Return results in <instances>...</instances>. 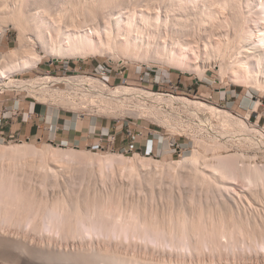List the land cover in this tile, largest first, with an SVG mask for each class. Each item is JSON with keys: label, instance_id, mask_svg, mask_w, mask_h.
<instances>
[{"label": "rangeland", "instance_id": "rangeland-1", "mask_svg": "<svg viewBox=\"0 0 264 264\" xmlns=\"http://www.w3.org/2000/svg\"><path fill=\"white\" fill-rule=\"evenodd\" d=\"M152 1H150V3H151L150 6L152 5ZM246 1L241 0V1H239V3L237 2L238 4L236 3L239 8L241 7L240 8L241 11H239L240 10L239 8H237V11H238L240 17L241 16L244 17V15H245V18L248 17V19H249V17H250V19H251V15L253 17L255 16L254 13L252 14L253 11L250 14V12H248V10H243L244 8L248 9L246 6H244L247 3ZM155 2H158V4L160 3V1H157V0ZM162 2H167V0H161V3ZM240 2H241V5H240ZM242 3H244V4L242 5ZM154 4H155V6H154ZM158 4L153 3V6H151V8L152 7L156 8V5H157V8H159ZM160 6L162 7L164 5L161 4ZM258 8H262L261 5L260 6L258 5V7L256 5V8H255L256 10H254V12L258 11V13H259V11H261V10ZM158 11L159 10L157 9V12ZM249 11H251V10H249ZM242 12L243 13L245 12L246 14L245 13L243 14ZM247 14H249L250 16L249 15L247 16ZM80 19H83V18H81L80 16L77 17V19L75 18V20H77L76 24H78V26L76 25V28H71L73 30L72 32L75 31L74 34L78 35L79 33H81V31H80L81 29H78V30H76V29L78 27L81 28L82 26H84V29L86 27H88L90 29L89 30L87 28V29H85V31L86 32L88 31V33L90 32V34H91V32H92L91 27L92 26H85V24H83V20H80ZM79 20H80V22H79ZM252 20L254 21V19H252ZM252 20L250 21V26L252 25L251 26V27H253L252 29L255 30V28H256L255 26H257V25L255 23L253 24ZM216 21L218 22V20H214L213 23H215V24L212 25L214 28L208 27L209 30L207 28V29H203L202 31H199V32H197V30L195 31V29H194V31L190 32V34H192V35H188L189 37L183 36L184 38H182V40L183 39H186V40L192 39V40H190V41H192V44L199 46L198 43L200 42L201 37L204 35L203 34L204 30L208 31V34H213V33H216L218 31V29H220L219 26L217 25ZM169 26H172V24H170ZM169 26H168V28L170 29L171 27H169ZM172 28H176V27L172 26ZM211 28L213 29L212 32H210L212 30ZM169 29H167L166 32L164 30L163 36H166V34H167V37H168L170 33H171V36H174L173 34H176L177 37L179 36V32H178L179 27H177L175 32H174V29L173 30H171V29L169 30ZM224 29L227 30L226 28H224ZM225 30L220 29V31H218V32H222V31L224 32ZM168 32H169V34H168ZM162 33H163V31H162ZM193 33L196 35L198 33L197 36H200V37H195L196 35L194 36ZM201 34H202V36H201ZM93 36H95V39H96L95 41H99L98 40L99 38L96 37L97 36L96 34ZM62 37L63 36H60L61 39L60 38L59 39L64 40V38L62 39ZM18 38H19L18 37V31L15 28H13V29L10 28L7 32L4 33V35L0 32V57H1V55L2 56L8 55V53H10L12 50H14L18 47V45H19ZM193 39H195V40H193ZM210 47L211 46H208L205 50L206 52L208 50L207 54L203 50L204 55L200 59L201 61L198 60V58L195 56V54H191L190 56H192V57L191 58L189 57V59H191L189 61L191 62L192 66L193 65H199L202 68H206V73H205L206 75L203 78H199V76L197 74H195L194 72L186 71L187 68L183 69L180 67L181 69H179L177 66H176L177 67L176 68L175 66H172L170 64H165V63L160 64L158 62L156 63V62H152L150 60H146V61L143 60L144 61L143 62L142 59L134 58L133 56H132V58H130L131 55L130 56L129 55L128 56L127 55L122 56V55L118 54L119 52L117 53L118 56L116 58L113 57V53L110 54V52L109 53L105 52L104 53L105 55L89 53V54H86V56L83 59L76 58V57H72L70 59H53L52 56H50V54H47V56L44 58L43 62L38 66V68L28 70V71H24V72H20V73H15L12 76H13V80H18V81L19 80H24V81L27 80L28 81V80H32V79L36 80L37 78L45 77L48 74L59 76V77H66L65 76V68L67 66H69L72 71H77V73L82 74V73L92 72L98 66L103 65V64H108V63L110 64L111 63L112 65H118V64L122 63L123 64L122 71L125 73V76L128 79H130L128 86L132 85L134 87H143L145 89L148 88L154 92L173 94L176 96H185V97H188L192 100H198V101H202L204 103L206 102V103L210 104L212 107H216V108L218 107L221 110H224V111L226 110V112L232 113L235 117H238V119L248 123L247 126L242 121H241L242 124L239 121V123L237 122L239 124V125L237 124L238 126L235 125L236 123L234 124L238 128H234L235 130H233V128L230 129L229 127L230 126L235 127V126H233L234 121L230 120L232 122V125H230L228 123L229 120L225 119L224 117H223V119L220 118L222 116H218L219 114H215V115H217L218 118H220V119H217L216 116L212 115L213 116L212 117L210 115V113H208V112H204V113L200 112L201 114L200 113L198 114V113L192 112L193 110L186 109L185 107L180 106L179 104H173L172 105V104H163L162 103L161 105H159L160 103L154 104V103H151V101L150 102H144L143 99H140L138 97H129V96H123V97L118 96V97H116V96H112L114 99H116V98L117 99H116V101L111 99V101H112L111 103H117V104L125 105V108L126 107L127 108H126V111L123 110V112L125 111L126 113H123L121 110L119 111V109L117 108V109L110 110V111H104L100 115L98 113H88L86 111H83V112L82 111H76L77 109H74L72 111V110L66 108V110H65L64 106L56 104V105H52V107H54L55 109H58V110H62V111L64 110L63 112L70 113V114L75 115L76 117H80V118H88V119L89 118H97L99 120L104 119L107 121H111L112 124H118V123L121 124L122 122L132 121V122H135L137 124L138 128H140V129L150 128L154 131H158L166 139L165 142L162 140H161V142H159L158 140L155 139L154 150H153L151 155H146V153L141 154L138 152L133 153V154H125L122 151V146L120 145V143L113 150H108V149L102 150L96 146L97 143L94 145H88V146L83 145L80 148H78L79 150H82L85 152L91 151V154H94V155L99 156V157L104 155V154H107V153L120 154V155H124L128 159L129 158L133 159L136 156V154H139V155L143 156L144 158H148V159L149 158L160 159L164 162H170V161L175 162L176 161V162H179L180 165L178 167H175V169L165 168L164 170H162L163 172L161 171V174H159V175H158V173L160 170H158V169H151V170L148 169L150 172V174H149L147 172L148 170H145L146 168L142 169L143 165H141L142 167L137 166L136 168L138 170L136 169L137 172L135 170V172L133 173L135 177H133L132 175L129 174V171L124 168L125 164H123L124 166L122 164H120V165L117 164L114 167H112V166L110 168L106 167L105 169H107V170L104 171V169H101V166L97 162L91 163V161L88 159V157H81L80 159L75 160V161H65V160L63 161L62 159L61 160L60 159H54L52 156L50 157L51 154H49V155L47 154L48 156L45 155L46 157H48V160H47V158L42 153H40V154H35L32 156L25 155V156H18V157L15 156V157H11V158L2 157L0 159V170H2V171H0V172H3V170H4L5 173H0V174L2 176L8 177L9 181L13 180V178H14V180H16V178H17L18 181L19 180L21 181L19 184V182L17 180L16 181L18 183L16 181L14 182V180H13V182L17 185H15L13 182H11V183L9 182L10 185L8 183V186H6L7 189L5 190L7 192V194H9V192H12V191L14 193L15 189H17V187H18L20 189H17V190L20 192V190L22 189L21 192H23V194L26 196H28V193H29V196L35 195V197L37 199V197H38L37 195H39L40 199L39 198L38 199L40 202L38 201L39 203L37 202V204H41V203L43 204L44 203V205L46 204V206H47L49 203L50 207H52L54 205L53 203L56 204V202L61 200L60 198H63V200L60 201V202H62V204L66 203V201H67L66 198L69 195H72L71 200L67 201V203L70 205L73 202L74 203L77 202L79 200V198H80V200H82V198L85 197V195H86V197L84 199L87 200L89 194H91L90 198H88V200L90 199V202H88V200H87V202H88L87 203L86 200H84L86 203L83 201L84 203L82 202L81 205L85 208L86 204L93 203V202L96 203L97 200H98V202L96 204L93 203V205L89 204L88 205L89 209H87L88 206L85 208L86 209L85 210L86 216L89 217V218H87L85 216L86 217L85 220L90 219L91 217L94 219V217L96 215L97 216L99 215L100 219H102L105 217L104 213H106L107 220L109 218L108 216H110V218L112 220H114V218L116 219V222L114 221L115 223H117V222L121 223L122 219L124 221H128L130 219V218L128 219V216L129 217H131V215L137 216L136 213H134V214L132 213L133 212L132 210H134V208H136L134 210V212L138 213L139 216L137 218H139L140 216H147V218H148L147 219L144 217V219H143V217H140L141 221H145L146 219H147L146 221H148L154 217L153 221L150 220L148 222L149 223H152V222L155 223V222H157V218H160L161 221L158 219L160 222H157V223H159L160 225L166 223V225H162L161 228L164 229L163 226L167 227V229L165 228V230L166 231L168 230L167 233H169L170 236L173 235L174 233L176 235L175 231H177V230L174 231L172 229L173 232L172 231L170 232L172 225H173V224L171 226L169 225L170 220L173 219L174 216L176 218V216L179 215V213L180 214L183 213L182 211L187 212V213H185V214L183 213V214L186 215L188 217V219H189V217L191 219L192 216H195L196 219H198V217L196 216L197 215L196 213L199 209L198 213H200L201 211L202 212L198 216H202V214L205 213V217L204 216H202V217H204L207 221L204 218H200L202 220L200 221V219H198L197 221H200L202 223V221L205 220L207 223L205 221L203 223L208 224L209 227H210V223H212L211 221H213V222L215 221L214 224H212V225L216 226L215 225V223H217L216 221H219L218 219L223 221L224 218L222 219V217L225 216L223 223H221L222 221L218 222V226H219V223H220V226H221V224L225 225V227H224V228H226L225 229V235L223 234V236H222L223 227L220 228L222 233H220L219 235L214 232L215 234L218 235V237L221 235L219 237L220 239L217 236H215L214 233L213 234L211 233V236L213 235L212 239L215 240L216 237L218 238L217 242L215 241L216 248H214L215 244H214V241L212 239H211V241H213V243L211 244L210 243L211 241H209V240H208L209 242L207 240L204 241V239H206V238L203 239L202 238L203 236L200 234H195V235H200L202 237L198 236L197 238H195L194 237L195 235L191 236V234L187 235V233H186L187 236H189V237L191 236V237L186 238V235L184 234V236H185L184 238H186L185 242H183L184 240H182V242L185 245V243L188 239L191 240V238L193 237L194 239L191 240V242L195 243V242H197V240L196 241H194V240L198 239L200 237V240L201 239H203V240H201V241L198 240V245L195 243L198 246L199 250L195 251L194 246H196V245H194L190 242L192 244L191 246L194 248V250H191L193 252L189 251L188 248H187L188 249L187 251L182 250V252L180 251L181 249L179 248L180 250L178 249V251H180V252H178V251H175V250H177L176 248H175V250H172V248L175 245L173 246L170 243L171 241L169 239H168L169 240V242H168L167 238L169 236L167 235V233H164V232H163L164 234L161 233L164 235V238H165L164 243L165 244H167V242L169 243V244H167L168 247H167V245L165 246L166 248H163V246H162V245H164L163 243H160L161 247H159L160 245L158 243L157 244L159 246H157V244L154 243L155 240H154V242L151 241V240H153L152 238L148 239L149 241L145 240V242H144V241H142V240H144L142 238H141V240L138 239V241H137V238H133V237L132 238L135 240L131 239L129 241L130 238L129 239L125 238L123 240L124 242H122V243L118 242L119 240L117 241L115 239V237H114L115 243L111 240H107V241H110L109 243L113 242L110 244V245L114 246V248H113V246H110L109 243H107V242L103 243L104 240L102 238L104 237V235H102L101 236L102 238L100 237V239H99V240H101V239L103 240V241H101V243L98 239L91 242V241H89L88 237H87V239H88L87 241L85 240L82 242V240H84V239L81 240L80 238H78V237H80V235H78L79 232H76L78 237L76 236V234L74 232V235L77 238H74V240H73V239H68L69 237L67 238V236H65V238H64V236L60 237V236H58L59 235L58 233H56V234L54 233L55 236H53V233L51 231H48L49 228L46 229L45 227H44V230H46L45 233L43 234V232H41L42 234L39 233L40 235L39 234L37 235V233H38L37 231H35L36 234L32 233L33 230L31 231L29 226H28V228L31 232L30 231L26 232L25 230H27L28 228L27 229H26V227L23 228L24 227L23 225H21L22 227L21 226L20 227L25 229V230L22 229L23 230L22 231L19 229V227L17 230V225H20V224H17L16 226L10 225L11 223H7L10 226H7L6 223L1 224V222H3L2 220L4 218L6 219V217L2 215V213H4V211H2V209H7L8 206L10 205L11 201L13 200V198L15 199V195L13 196L12 193H11V195L10 194L7 195V197H5L6 199L3 197L4 202L2 201V204L0 202V209L2 211L0 214L3 218L2 220L0 218V220H1L0 221V224H1L0 225V233L4 229L3 233H5L7 231L6 234L7 233L9 235L13 234L12 236H14V237L16 236V238L19 237V239H20V237L22 235L23 239H21V240L24 241L25 239H27L28 241H26V242H28V243L30 242L29 244H32V245L37 244L38 246L44 247V248L45 247L48 248L50 246L49 248L52 247L53 249H56V250H65L67 248H68L67 250L75 249L74 251H78L79 248H81L80 250H85V249L87 250V248L89 250H91L90 248H93V245L95 242L94 247L97 244L99 246L101 244L104 245V246L102 245V248H101V246L100 247L97 246L98 249L99 248L103 249V247L105 249L106 247H109V249L108 248L107 249L108 250H110V248H111V250L114 249L113 252H120L119 254H123L124 256H129V257L130 256L131 257L134 256L136 258L139 257L140 259L142 258V260L144 258V260H148L150 262L153 261V263L159 262V261H160L159 263H162V262L163 263H165V262L169 263V261H170V263L175 264V262L178 261L176 264H179L181 262L182 263L184 262V264H188V263L189 264H194V263L195 264H198V263H200V264H264V246H262L264 244L261 245L259 243L262 246V247L261 246L259 247L257 245V241L254 242L255 240L254 241L252 240V242H251V240H248V238L250 239L252 237L251 234H250L251 236L249 235V232H253L256 229V228L253 229L254 226L257 227L256 225H258V227H259L261 225V227H262L263 223H264L263 222L264 221V170H263L264 169V89L258 90L255 88H247V87L236 85L233 82V78L231 76L232 72H230V71H228V73H227V75L229 77L226 75H225V77L222 76L220 74L221 72H220V68H219V65H220L219 63L222 62L223 60H220L219 56L213 55L214 53L211 51ZM36 51L39 52L43 56L46 55L45 51L42 50L41 48H36ZM210 53L212 54V56ZM213 56H215V57H213ZM207 57H209L210 59ZM228 58L229 57H227V59ZM233 58H231V59L233 60ZM206 59H207V61H206ZM217 59H219V60L217 61ZM231 59L229 58L228 59L229 61L227 60L228 62L226 60L222 62V64L223 63L225 64V65H223L225 68L230 67L229 64L232 66V64H231L232 60ZM202 60L206 61V62H203ZM211 60H213V61H211ZM197 61H198V63H197ZM214 62L215 63L217 62L216 63L217 65ZM225 62L227 63L228 67H226ZM232 68H233V66L231 67V69ZM140 70H142L144 72V74L146 72H148L150 74L148 76L151 79L150 86H149V84H140L139 83L138 72ZM72 73H75V72H72ZM68 75H69V73H68ZM119 84H124V83H122V81L119 79H117L115 81L114 80L110 81V85L112 87H116ZM20 86L9 89L7 91H4L5 92L4 94L13 95V96L17 97L18 99H23V100H26L29 102L45 104V106H49V107L51 106L50 102L43 103L41 100L37 99L35 96H32L29 93L30 88L28 85H26V86L23 85L21 87ZM56 87H60L62 90L67 89V86L65 84H59ZM12 91H14V92H12ZM126 97H129V98H126ZM119 98L122 100L121 102H119ZM131 98H134L135 100H133V99L131 100ZM123 99H125V100H123ZM257 100L261 102V104L258 108L256 106ZM139 101H141V102H139ZM69 107L75 108L76 106L73 105V107L72 106H69ZM135 107H136V109H134ZM125 108L123 107V109H125ZM74 111H76V112H74ZM249 111L252 112L250 119L248 118ZM108 112H110V114ZM121 112H122V114H121ZM105 113H107V114H105ZM153 114H155V115H153ZM223 120L227 121L229 126H227L226 122H224ZM240 125L241 126L243 125V127L247 128V129L250 128V129H248L249 134L247 132L248 130L245 128L244 129L247 131L244 133L243 132L244 129L241 128ZM246 134L248 136H246ZM249 136L251 138L255 139V140L252 139L254 141V143H252L250 141L251 138ZM211 139H213V140H211ZM206 140L209 142V143L207 142L206 144L210 145L211 147H209L205 144ZM198 141H202L207 147H209V149L205 145H204V147H206V148H203L202 144L200 145V144L196 143ZM211 141L214 143H212ZM24 143H26V144L29 143V144L37 147L40 150H43L44 147L48 148L49 145L53 146L55 148H57V147L64 148V147L60 146L59 141H51V140H47V139L46 140L45 139H43V140L25 139V138H19V137H15V138L3 137L2 139H0V148L9 147L11 145L13 146V145H18V144H24ZM255 143L256 144L258 143V145H256ZM212 144L214 145V149H212V146H213ZM71 147H73V146H71ZM141 147H143L144 150L150 149V144L147 145V142L144 141V142H142ZM195 151H197V153L200 154V156L196 155V157L198 156V161L196 160L197 158L193 157ZM0 153H1V150H0ZM235 154H237V155L239 154L238 156L243 155L244 158H243V156H242L243 159L241 157H237L236 159H234V161H232L233 160L232 155H235ZM43 158H45L48 161V163H46L47 161ZM184 158L188 159L185 163L182 162V159H184ZM42 159L45 162H42L43 161ZM36 163H37V165H36ZM44 163L46 164V166ZM41 164L44 165V167L42 166L44 169L46 167L45 170H43L40 167ZM193 164H195V165H193ZM188 165H189V167H188ZM49 166H50V168H49ZM58 166H60V167H58ZM193 166L195 167V170H194ZM190 167H192V168L190 169ZM204 167H205V169H204ZM9 168H10V170H8ZM119 168H121V169H119ZM255 168L256 169L259 168V169L256 170ZM260 168H262V170L260 172H258L260 170ZM207 169H208V171H207ZM102 170H103V173H102ZM255 170H256V172H255ZM9 171L13 172L12 174H10V175H13V177L8 175ZM190 171H192V172H190ZM104 172H105V174H104ZM138 172H139V174H136ZM151 173L152 174L154 173L155 176L156 175L157 176L155 177ZM191 173H193V174L195 173V174L192 176ZM201 173H202V176L199 175ZM205 173H206V175H205ZM142 174H143V176L144 175L146 176L148 174L151 178L149 179L148 175L146 177L144 176L145 177L144 178L143 176H141ZM14 175L16 178L14 177ZM47 175H49V176H47ZM95 175H97V176H95ZM195 175L199 176L197 178H199L200 182L197 181L198 179L196 178ZM207 175H209V176L206 177ZM212 175H214V176H212ZM152 176H154V177H152ZM203 176H205V178ZM192 177L193 178L195 177L196 180L192 179ZM153 178H155V179H153ZM249 178H252V179H249ZM145 179L146 180L149 179L150 182L153 183V185L149 182V180L146 181ZM203 179H204V181H203ZM205 179H206V181H205ZM211 179H212V181H208ZM153 180H155V182ZM201 180H202V182H201ZM196 181H197V184L195 183ZM22 182L23 183L25 182V185L28 183L27 185L30 187H28L26 185V188H27V190H26L25 186L21 185V184H23ZM148 182L150 184H148ZM213 182H214V184H213ZM249 184H250V186H249ZM11 185H12V190L8 192L7 190L11 189L8 187L9 186L11 187ZM252 185H253V187H252ZM19 186H21V187H19ZM33 186H34V188H33ZM43 186H44V188H43ZM28 188H31V189H29L30 190L29 192H28ZM23 189H25L26 192H24L25 190H23ZM39 189H41V190H39ZM44 189H45V191H44ZM32 190H34L38 194L37 195L34 194L35 192L33 193ZM83 194H85V195H83ZM40 195L42 197L45 196L44 198H46L49 202L46 201V199L40 197ZM48 196H49V198H48ZM77 196H79L78 199L76 198ZM55 197H56V199L59 198V200L56 201ZM69 197H68V199H69ZM72 197H74V198H72ZM93 198H96V201H95V199L93 200ZM72 199H73V201H72ZM75 199H76V201H75ZM118 200H119V202H118ZM8 202H10V203L7 204ZM50 202H52L51 205H50ZM74 203L72 205H74ZM79 203H81V201H79ZM99 203H101V204H99ZM118 203L120 204V206ZM103 204L105 205V207L103 206ZM133 204H134V206H133ZM135 204L136 205L138 204L139 205L138 207L139 208L141 207L140 208L141 210H137V207ZM12 205H13V202H12ZM12 205L9 206L10 209H13V207L11 208ZM66 205L67 204H65V207H63L64 205H62V208H64V210H65L64 212L69 210V213H67V214L65 213V214L70 216L72 213V211H71L72 209L70 210V206H68L69 207L68 208ZM170 205H171V207H170ZM188 205H189V207L184 208L185 206H188ZM13 206L15 209V204ZM91 206L93 209H91ZM95 206L98 209L95 210L94 209ZM192 206H193V209H192ZM66 207L68 208V210L65 209ZM118 207H120V208H118ZM209 207L211 208V210L208 209ZM71 208H73V206ZM100 208H102V209L100 210ZM122 208H123V210H122ZM143 208H144V210H142ZM172 208L175 209L174 211L177 213H174V211H172ZM179 208H183L184 210H182L181 212H178ZM194 208H197V209H194ZM202 208L203 209L207 208L209 211H213L214 215L212 214V216H211V214H210L211 212L209 213L208 210H206L204 212V210ZM8 209L5 211L7 212L10 210V209L9 210ZM90 209L94 210V213H97V214L94 216V214H92L93 211H91ZM146 209L148 210V212L146 211ZM200 209H202V210H200ZM61 210L63 211V209H61ZM158 210L160 213L157 212ZM87 211H89V212L87 213ZM122 211H123V213H122ZM139 211H141L142 213L141 212L139 213ZM144 211H146V212H144ZM171 211H172V213H170ZM100 212H103L104 217H101L102 213L100 215ZM155 212H156V214H155ZM217 212H220V213L217 215L216 214ZM10 213H12V212H10ZM90 213H91V215H90ZM148 213H149V215H147ZM168 213L171 214V216ZM207 213H209V214H207ZM221 213H222V216L220 215ZM230 213H231V215H230ZM151 214H152V216H151ZM206 214H207V217H206ZM118 215L120 216V218H118L119 217ZM208 215H210L209 218H208ZM97 216H96V219L98 222L100 219H99V216H98V218H97ZM115 216H117V217H115ZM156 216H159V217H156ZM167 216L172 217V218L168 217V220H164L165 217L167 218ZM217 216L219 218H217ZM195 217H193V219H192L193 221L192 220L191 221L189 220V221L190 222H194V220L196 221ZM125 218L128 220H125ZM134 218H136V217H134ZM134 218H133V220H134ZM137 218L135 220L140 221V218L139 219H137ZM211 218H213V219H211ZM214 218L216 220H214ZM7 219H10V218H7ZM118 219H119V221H117ZM154 219H156V221H154ZM39 220L40 219H38V221ZM43 220L44 219L40 220L42 222V224H44V222H45ZM163 220L165 223H162ZM230 220H231V222H230ZM5 221L7 222V220H5ZM87 221H90V220H87ZM91 221H93V220H91ZM129 221L132 222V223L130 222L131 224L134 223L132 221V218ZM139 221H135V223L139 222ZM146 221H145V223H146ZM8 222H9V220H8ZM95 222H96V220H95ZM108 222H107V224H109L110 222L113 224V221H110L109 223ZM224 222L227 225L224 224ZM130 223H128V224H130ZM14 224H16V223H14ZM77 224L80 225L79 223H77ZM228 224H229V227H226V226H228ZM113 225H116V224H113ZM113 225H111V226H113ZM208 225L206 228L209 230ZM237 225H238V227H237ZM12 226H13V228H12ZM44 226H46V224ZM109 226H110V224H109ZM168 226L171 227V228L169 227L170 230L168 229ZM251 226H252V230H251ZM216 227H210V230H211V228L212 229L214 228L213 230H215ZM261 227L259 228L260 230H258V231H261ZM232 228H233V231H232ZM237 228H238V230H237ZM247 228H248V230H247ZM249 228L251 231H249ZM257 229H256V231H254L255 233L258 232ZM165 230H163V231H165ZM216 230H217V228H216ZM218 231H219V229H218ZM226 231H227V233H226ZM244 231H246V233ZM46 232H47V234H46ZM241 232H242V235H241ZM28 233H29V235H28ZM170 233H173V234H170ZM231 233H233L232 236H231ZM237 233H238V235H237ZM247 233H248L249 237H247ZM45 234H46V236H45ZM165 234L167 235V237L165 236ZM178 235H179V231H178ZM226 235H227V237H226ZM245 235H246V237H245ZM204 236L208 237L207 234H204ZM174 238L177 239L178 236H176ZM184 238L182 236V239H184ZM210 238L211 237L209 235V238H207V239H210ZM226 238H227V240H226ZM106 239H109V237H106ZM179 239L181 240L180 237H179ZM251 239H253V237ZM174 240L172 239L173 243L177 244V243H175L176 240H175V242H174ZM180 240H178V241L180 242ZM96 241H99V243H96ZM203 241L205 242V244ZM248 241H249V243H248ZM84 242L85 243L88 242V243L85 244ZM90 242H91V244H90ZM116 242H118V244ZM146 242L149 244H147ZM206 242H208V243H206ZM251 243H256V244H254L255 247ZM170 244H171L172 248L169 247ZM208 244H210V245H208ZM182 245L183 244L180 243V246H179V243H178L179 247H181ZM188 245H189V242L187 243V246ZM212 245L214 246L213 247L214 249L211 247ZM83 246H84V249L82 248ZM256 247L257 248L259 247V249H257ZM96 248H93V250H98Z\"/></svg>", "mask_w": 264, "mask_h": 264}, {"label": "bare ground", "instance_id": "bare-ground-1", "mask_svg": "<svg viewBox=\"0 0 264 264\" xmlns=\"http://www.w3.org/2000/svg\"><path fill=\"white\" fill-rule=\"evenodd\" d=\"M150 1H152V0H0V32L4 35V33L7 32L10 28H12V29L15 28L18 31V37H19L18 38V42H19L18 47L16 49L12 50L10 53H8V55H5V56L1 55V57H0V92L2 93L4 91L18 87L20 85L21 86L28 85L30 88L29 93L32 96H35L37 99L41 100L43 103L50 102L51 103L50 107H52V105H56V104L58 105L59 104L61 106H64L65 110H66V108L70 109L72 111L74 109H77L76 111H82V112L86 111L88 113H98L100 115L104 111H110V110H114L117 108L119 109V111L120 110L122 112H123V110L126 111L127 107L125 108V105H121V104H117V103H111L112 102L111 99L116 101V99H117L116 97H118V96H120V97H123V96L138 97L140 99H143L144 102H150L151 101V103H154V104L160 103L159 105H161L162 103L163 104H172V105L173 104H179L180 106H183L186 109L193 110L192 112H195L198 114L200 112H203V113L208 112V113H210L211 116L214 115L216 117H217V115H215V114H219L218 116H222L220 118L223 119V117H224L225 119H228L229 120L228 123L230 125H232L231 121H234L233 126L237 125L239 123V121L241 122L242 120L238 119V117H235L232 113L226 112V110L224 111V110L219 109L218 107L217 108L212 107L210 104H208L206 102L204 103L202 101L192 100V99L185 97V96H176L173 94L154 92L148 88L145 89L143 87H134L132 85L128 86V85H123V84H119L116 87H112L110 85L105 84L104 81H101L99 79L89 78V77H85V76H81V75L80 76L59 77V76L48 74L45 77H39L36 80H33V79L28 80V81L27 80L26 81H24V80H19V81L13 80L12 75L15 73H20V72H24V71H28V70L38 68V66L43 62L44 58L47 56V54H50V56H52L53 59H70L72 57L83 59L86 56V54H89V53L105 55L104 54L105 52L106 53L110 52V54L113 53L114 58H116L118 56L117 53L119 52L118 54H120L122 56L123 55H125V56L131 55L130 58H132V56H133L134 58L142 59V61L143 60H145V61L150 60L152 62H156V63L158 62L160 64L165 63V64H170V65L175 66V67L177 66L179 69L187 68L186 71L194 72L195 74H197L199 76V78H203L206 75L205 74L206 68H202L199 65H193L192 66L191 62L189 61V60H191V59H189V57L191 58L192 56H190V55L195 54V56L198 58V60H200L204 55L203 50L205 51L208 46H211L210 48H211V51L214 53L213 55L219 56L220 60H223V61L226 60L227 61L229 58L230 59L233 57L235 58V59L233 58V60L231 59L232 60L231 64L233 66L232 69H231L232 66L229 64L230 62L228 63L230 67H228L227 63L225 62L226 67H228V68H225L223 66L225 64L224 63L222 64L223 61L222 62L219 61L220 62L219 68H220V72H221L220 74L222 76H224V77H225V75L228 76L227 73H228V71H230V72H232L231 76L233 78V82L236 85L247 87V88H255L258 90L264 89V0H247V1L245 0L247 3L245 2L246 5H244V6H246L248 9H245L242 6L244 8L243 10H248V12H250V14L253 11L252 14L254 13V15H255L254 17L251 15V19H250V17H249V19H248V17L245 18V15H244V17L239 16V13L237 11V8H239V7L237 6V4L241 0H239V1L238 0H170V1L167 0L168 3L167 2L161 3V0H157V1H160V3L162 5H164L162 7L160 6L161 5L160 3L158 4V2H155L156 0L155 1L153 0L151 6H153V3L158 4L159 8H157V5H156V8L159 10L158 12H157L156 8H153V7L151 8ZM243 4L244 3H242V5ZM240 5H241V2H240ZM256 5H257V7H258V5L259 6L261 5V7H262V8H258L261 10V11H259V13H258V11L254 12V10H256L255 9ZM154 6H155V4H154ZM249 10H251V11H249ZM239 11H241V9ZM248 15L249 14H247V16ZM79 16L81 18H83L80 20H83V24H85V26H92L91 27V29H92L91 34H90V32L88 33V31L87 32L85 31V29H87L88 27H86L84 29V26H82V25H81L82 26L81 28L78 27L76 29V30L81 29L80 30L81 33H79L77 35V34H74L75 31L72 32L73 30L71 28H76V25L78 26V24H76L77 20H75V18L77 19V17H79ZM213 19L218 20V22L217 21L216 22H217V25L219 26V28L221 30L222 29L225 30L224 28H226L227 30H225L224 32L223 31L218 32V31H220V29H218V31H217L218 33L216 32L213 34H208V31L204 30V32H203L204 35L202 36V34H201L202 37L200 39V42L198 43L199 46L193 45L192 41H190L192 39H190V40L183 39L182 40V38H184L183 36L192 35V34H190V32L194 31V29H195V31L197 30V32H199V31H202L203 29H207L208 27L214 28L212 26L215 24V23H213L214 22ZM252 19H254V21ZM80 20H79V22H80ZM251 20H252L253 24L255 23L257 25V26H255L256 27L255 30L252 29L253 28V27H251L252 25L250 26ZM170 24H172V26L176 27V28H172V26H169ZM168 26L172 28V29L170 28L171 30L174 29V32L177 29V27H179V29H178L179 36L177 37L176 34H173L174 32L172 33L174 36H171V33L169 34L170 29L168 28ZM209 28H208V30H209ZM167 29H169L168 30L169 31L168 37H167L166 33H165L166 36H163L164 30L166 32ZM162 31H163V33H162ZM212 31H213V29L210 32H212ZM95 34L97 35L96 37L99 38L98 39L99 41H95L96 40L95 36H93ZM195 35L196 34H194V36ZM197 35H198V33H197ZM197 35L195 37H200ZM60 36H63L62 39L64 38V40H60L61 39ZM193 40H195V39H193ZM36 48H41L42 50H44L46 55L45 56L41 55L39 52L36 51ZM207 53H208V50H207L206 54ZM211 56H212V54H211ZM213 57H215V56H213ZM227 57H229V58L227 59ZM207 58H209V57H207ZM219 59H217V61ZM206 61H207V59H206ZM206 61H203V62H206ZM211 61H213V60H211ZM197 63H198V61H197ZM59 84H66L69 87H71V89L62 90L61 88L56 87V85H59ZM12 92H14V91H12ZM112 96H116L115 97L116 99H114ZM129 97H126V98H129ZM132 99L135 100L134 98H131V100ZM123 100H125V99H123ZM121 101L122 100L119 98V102H121ZM139 102H141V101H139ZM260 104H261V102L257 100V105H256L257 108L260 106ZM73 105H75L76 107L75 108L69 107V106L73 107ZM123 107L125 109H123ZM134 109H136V107ZM76 111H74V112H76ZM125 111L123 113H126ZM122 112H121V114H122ZM108 113L110 114V112H108ZM251 113L252 112H250V111L248 113L249 119H250ZM105 114H107V113H105ZM153 115H155V114H153ZM220 118L217 117V119H220ZM224 122H226L227 126H229L227 121H224ZM242 122L247 126L248 123H246L245 121H242ZM242 122H241V124H242ZM237 126H235V127L230 126L229 128L230 129L233 128V130H235L234 128H238ZM241 128L244 129L245 127H243V125H242ZM245 129H247V128H245ZM245 129L243 131L244 133L250 128H248L247 130H245ZM247 132L249 134V130ZM246 136H248V135L246 134ZM252 139L253 138H251L250 141L252 143H254L253 140H255V139H253V140ZM211 140H213V139H211ZM202 141H198L196 143H198L200 145L202 144L203 148H206L207 146L211 147L210 145L206 144L208 142L207 140L205 142V144L207 146ZM212 143H214V142H212ZM204 145L206 147H204ZM256 145H258V143ZM60 146H62L64 148H60V147L55 148V147L49 145L48 148L44 147L43 150H40L37 147H35L29 143L18 144V145H13V146L11 145L9 147L0 148V150H1L0 159L2 157L11 158V157H15V156L18 157V156H25V155L32 156V155L40 154V153H42L44 156L47 154L48 155L51 154L50 157L52 156L54 159H60V160L62 159L63 161L64 160L65 161H75V160L80 159L81 157H88V159L91 161V163L97 162L101 166V169H104V171L107 170V169H105L106 167L110 168L111 166L114 167L117 164H119V165L125 164V166L123 165L124 168L127 169L129 171V174L132 175L133 177H135L133 173L137 169L136 168L137 166L143 165V167L142 166L141 167H142V169L146 168L145 170L158 169V170H160L159 173L157 172L159 175V174H161V171L164 170L165 168L175 169V167H178L180 165V163L176 162V161L175 162L174 161L173 162L172 161L164 162L160 159H153V158L148 159V158H144L143 156H141L139 154H136V156L133 159H131V158L128 159L124 155L114 154V153H107V154H104V155L99 157V156H96L94 154H91V151L85 152V151L79 150L76 147L68 146V144L62 143V144H60ZM209 147H207V148L209 149ZM212 149H214V145L212 146ZM196 155L200 156V154H198L197 151H195L193 157L197 158L196 160L198 161V156L196 157ZM238 155L237 154L232 155V159H233L232 161H234V159H236L237 157L242 158V156H243V155L242 156H238ZM46 158L48 160V157H46ZM243 158H244V156H243ZM43 159H45V158H43ZM187 160H188L187 158H184V159H182V162L185 163ZM42 162H45V161L43 160ZM46 163H48V161ZM36 165H37V163H36ZM193 165H195V164H193ZM42 166L44 167V165L41 164L40 167L43 170H45L46 167L44 169ZM45 166H46V164H45ZM58 167H60V166H58ZM188 167H189V165H188ZM49 168H50V166H49ZM191 168L192 167H190V169ZM119 169H121V168H119ZM204 169H205V167H204ZM258 169H256V170H258ZM8 170H10V168ZM137 170H136V172H137ZM149 170L147 172L150 174ZM194 170H195V167H194ZM256 170H255V172H256ZM261 170H262V168H260V170L258 172H260ZM0 171H2V170H0ZM207 171H208V169H207ZM10 172L11 171H9V174L8 173L7 174L10 175L13 173V172H11V173ZM190 172H192V171H190ZM0 173H5V172L3 170V172H0ZM102 173H103V170H102ZM104 174H105V172H104ZM136 174H139V172ZM191 174L193 176L195 173L194 174L191 173ZM152 175L155 176L154 173ZM199 175L202 176V173ZM205 175H206V173H205ZM10 176L13 177V175H10ZM47 176H49V175H47ZM95 176H97V175H95ZM141 176H143V174ZM154 176H152V177H154ZM208 176L209 175H207L206 177H208ZM212 176H214V175H212ZM14 177H15V175H14ZM197 177H199V176H196V178ZM203 177L205 178V176H203ZM150 178L151 177L149 176V179ZM196 178L192 177V179H195V180H196ZM153 179H155V178H153ZM197 179H198L197 181L200 182L199 178H197ZM249 179H252V178H249ZM13 180H14V178H13ZM13 180L9 181L8 177L2 176V175L0 176V202H1V204L3 201V197L5 198L9 194L11 195V193L13 196L15 195V199L13 198V200L11 199L12 200L11 203L10 202L7 203V204L10 203V205H12V202H13V205L15 204V209H14L13 205L11 206V208L13 207V209L9 208L10 205L8 206V208L10 210L7 208L12 213H10L9 211H7L8 212L7 213L5 211L7 209H2V211H4V213H2V215L6 217V219L5 218L4 219L7 220V222L2 218L1 214H0V216H1L0 218H1V220L3 219L2 220L3 222H1V224L11 223L10 225H13V226L20 224V225H17V230H18V227L20 230H22L25 227L27 229L29 226L30 230L34 231V232L32 231V233L36 234L35 231H37L38 232L37 235H38L41 232H43V234L45 233V231H46V230H44V227H45L46 229L49 228L48 231H51L53 233V236H55L54 233L55 234L58 233L59 234L58 236H60V237L64 236V238H65V236H67V238L69 237L68 239L74 240V238H77L78 235H80V237H78V238H80L81 240L84 239V240H82V242L85 240L87 241L88 240L87 237L89 238V241H91V242H93L94 240H97V239L99 240L102 235H104V237L105 236L109 237V239H106V237L105 238L101 237L104 241L101 239V240H99L100 243H101V241H103V243L104 242L109 243L110 241H107V240H111L114 242L115 239L117 241L119 240L118 242L122 243V242H124L123 240L125 238H128V239L130 238L129 241L131 239L135 240L133 238H137V241H138V239L141 240V238H142V239H144L142 241L145 242V240L152 238L153 240H151V241L154 242V240H155L154 243H156V244L158 243L160 246L158 244H157V246H159V247H161L160 243H163L164 244V245H162L163 248H166L165 246L167 244H169L168 242L170 240L171 241L170 243L173 246L174 245L175 246L173 247L174 249L172 248L171 244L169 247L172 248V250H175V248H176L177 250H175V251H178V249L180 248L181 250L180 249L179 250L181 252H182V250L187 251L188 249H189V251L194 250V248L191 245L192 244L198 245V240H200V237H202V236H203L202 237L203 239L206 238V239H204V241H206V240L211 241V239L213 238L212 237L213 235L211 236V233L213 234L215 232L219 235L220 233L223 232L222 236H223V234L225 235V229H226V228H224L225 225L221 224V226H220V223H219V226H218V222H220L222 220L218 219L219 221H216L217 223H215V225L217 227L212 225V224H214L215 221L214 222L211 221L212 223H210V227H216L217 228V230L215 228L216 231L213 230L214 228L213 229L211 228V230H210L209 225L203 223L206 220L204 218L205 217L204 212L208 209L211 210L210 207L208 209L202 208L204 210V212H203L204 214H202V216H204V217L198 216L202 212L201 211L200 213H198L199 209H198L197 213L194 211L197 214V215L196 214L195 215L198 217V219H200V218L205 219L202 221V223L200 222L202 219H200V221H197L198 219H196L195 216H192L191 219L189 217V219H188V217L186 215H184L187 212L182 211V210H184L183 208H179L178 212L182 211L184 214L179 213V215H177L176 218L174 216V218L170 220L169 225L171 226L173 224L172 228L170 226H168L169 230L171 228L170 232L171 231L173 232V230L174 231L177 230V231H175L176 235H175V233L174 234L170 233V234H173L170 236L169 233H167L168 230L167 231L165 230V228L167 229V227L163 226L164 229L161 228L162 225H166L164 220H168L169 216H167V218L165 217V219L162 221V223H165V224H162V225L157 223V222L161 221L160 218H157V222H155V223L154 222L149 223L148 221H150V220L153 221L154 217L151 218L150 220L146 221L148 219L147 216H140V217H143V219H144V217L147 218L145 220L146 221V223H145V221H141L140 217H139L140 221L135 220L139 215L137 212H134V210L136 209V208H134V210L131 209L133 212L131 210L130 211L133 214L134 213L137 214V216L133 215L136 218H134L132 215H131V217L128 216V219L130 218L129 220H131V218H132V221L134 222L133 224H131L132 222L126 218H125V220H128V221H124L122 219L123 222L121 221V223L120 222L115 223L116 219L114 218V220H112L110 218V216H108L110 219L108 218V220H107L106 213H104V216L106 217L105 218L103 216V212H100V215L102 213L101 217H104V218L100 219V216L98 215L100 220L98 219L99 221L97 222V219H96L97 213H94V210H91V209H93L91 206L90 210L93 211L92 214H94V216L95 215L96 216L95 217L93 216L94 219L90 216L92 219L91 218L87 219V220H90V221H87V220H85V218L87 217L86 213H85L86 212L85 208L89 204L93 205V203H95V202L86 204V207L84 208L81 204L84 200H86V199H84L86 197L85 194H83V195H85V197H83L82 200H80V198H79V200L77 202H75V203L73 202L74 205H72L73 203L70 205L67 203V201L71 200L72 195H69L70 197L68 196L69 199H68V197L66 198L67 201L64 204H62V202H60L61 200H63V198H60L61 200H59V198L56 199V197H55L56 201L57 200H59V201L56 202V204L53 203L54 205L52 207H50L49 203L47 206H46V204L44 205V203L43 204L42 203L37 204V202L40 199L39 195H37L38 193H36L34 190H32L33 193L35 192L34 194H36L38 197L36 199L35 195L29 196L28 192L30 191L29 189H31V188H28V192H27L28 196H26L23 194V192H21L22 189L20 190V192L17 190V189H20L18 187H17V189L14 188L15 189L14 193H13V191L9 192L12 190V185H13L12 184L11 187L10 186L8 187L11 189L7 190L9 192V194H7V192L5 191L7 189L6 186H8L9 182L10 183L13 182ZM16 180H17V178H16ZM16 180H14V182ZM148 180H146V181H148ZM153 181L155 182V180H153ZM197 181L195 182L196 184H197ZM203 181H204V179H203ZM205 181H206V179H205ZM208 181H212V179L208 180ZM18 182L20 184L21 181L19 180ZM149 182H150V180H149ZM149 182H148V184L151 183L153 185L152 182H150V183ZM201 182H202V180H201ZM10 183H9V185H10ZM23 184H21V185L25 186V188H26V185L28 183L25 185V182H24ZM213 184H214V182H213ZM15 185H17V184H15ZM249 186H250V184H249ZM19 187H21V186H19ZM28 187H30V186H28ZM252 187H253V185H252ZM33 188H34V186H33ZM43 188H44V186H43ZM23 190H25V189H23ZM26 190H27V188H26ZM26 190L24 192H26ZM39 190H41V189H39ZM44 191H45V189H44ZM90 196H91V194H89L88 198H90ZM40 197H42V196L40 195ZM44 197H42V198H44ZM78 197L79 196H77L76 198L78 199ZM48 198H49V196H48ZM72 198H74V197H72ZM88 198H87V200H88ZM44 199H46V198H44ZM94 199L96 201V198H93V200ZM87 200H86V202H87ZM46 201H48V200L46 199ZM72 201H73V199H72ZM75 201H76V199H75ZM79 201H81V203H79ZM88 202H90V199L88 200ZM97 202H98V200L96 201V203ZM118 202H119V200H118ZM51 203L52 202H50V205H51ZM65 204H67L66 205L67 207L70 206V210L72 209L71 210L72 213L70 216L66 215L67 213H69V210H68L69 207L65 208L68 210L66 212H64L65 210H64V208H62V205H64L63 207H65ZM99 204H101V203H99ZM71 205L73 206V208H71L72 207ZM103 206L105 207L104 204H103ZM119 206H120V204H119ZM133 206H134V204H133ZM138 206L139 205L137 204L136 205L137 210H141L140 209L141 207L139 208ZM170 207H171V205H170ZM186 207H189V205L185 206L184 208H186ZM118 208H120V207H118ZM61 209H63V211ZM87 209H89V206L87 207ZM94 209L96 210L98 208H96V206H95ZM101 209L102 208H100V210ZM175 209L172 208V211H174ZM192 209H193V206H192ZM194 209H197V208H194ZM202 209H200V210H202ZM122 210H123V208H122ZM142 210H144V208ZM2 211L0 209V213ZM146 211L148 212L147 209H146ZM146 211H144V212H146ZM172 211L170 213H172ZM88 212L89 211H87V213ZM140 212L141 211H139V213ZM157 212H159V210ZM220 212H217L216 214L218 215ZM122 213H123V211H122ZM174 213H177V212L174 211ZM209 213L212 216L213 211H209ZM209 213H207V214H209ZM155 214H156V212H155ZM207 214H206V217H207ZM90 215H91V213H90ZM147 215H149V213ZM169 215L171 216V214H169ZM220 215L222 216V213ZM230 215H231V213H230ZM98 216H97V218H98ZM151 216H152V214H151ZM209 216L210 215H208V218H209ZM115 217H117V216H115ZM156 217H159V216H156ZM193 217H195L196 221L194 220V222H190L193 219ZM7 218H10V219H7ZM41 218L44 219L43 220V221H45L44 224H42V222L40 221V220H42ZM87 218H89V217H87ZM118 218H120V216ZM133 218H134V220H133ZM139 218H137V219H139ZM169 218H172V217H169ZM217 218H219V217L217 216ZM223 218L225 219V216H223L222 219ZM38 219H40V220L38 221ZM211 219H213V218H211ZM224 219H223V221H224ZM8 220H9V222H8ZM91 220H93V221H91ZM95 220H96V222H95ZM109 220L113 221V224H116V225H113ZM214 220H216V219L214 218ZM117 221H119V219ZM135 221H139L140 223L139 222L135 223ZM154 221H156V219H154ZM223 221L221 223H223ZM13 222L16 224H14ZM107 222L110 224V226H109V224H107ZM230 222H231V220H230ZM77 223H79L80 225H78ZM128 223H130V224H128ZM45 224H46V226H44ZM224 224H226V223L224 222ZM10 225L7 224V226H10ZM21 225H23L24 227L21 228L22 227ZM111 225H113V226H111ZM207 225H208L209 230L206 228ZM13 226H12V228H13ZM252 226H251V230H252ZM256 226L257 227L254 226L253 229L258 228L257 231L260 230L259 228L261 227V225L259 227H258V225H256ZM221 227H223L222 232L220 229ZM226 227H229V224ZM237 227H238V225H237ZM162 229L165 230L166 232L163 231ZM218 229L220 232L218 231ZM256 229L254 231H256ZM3 230L0 233V264H169L170 263V261H169V263H166V262L165 263H163V262L159 263L160 261L153 263V261L150 262L148 260H144V258L142 260V258L140 259L139 257L138 258H136L134 256L129 257V256H124L123 254H119L120 252H113L114 246L110 245L113 242L109 243L110 246H113V248H112L113 250H111V248H110L111 251L108 250L109 247H106L105 249H104V247H103V249H100V248L98 249V247H100V246L102 248L103 244H101L100 246L97 244L94 247L95 242H94L93 248H96L98 246L96 248L98 250H93V248H90L91 250H89L88 248H87V250L86 249L80 250L81 248H79L78 251H74L75 249L67 250L68 248L65 250H56V249H53L52 247L49 248L50 246L48 248L47 247L44 248V247L38 246L37 244L36 245L29 244L30 242L29 243L26 242V241H28L27 239H25L24 241L21 240V239H23L22 235L19 239V237L16 238V236L15 237L12 236L13 234L12 235H9L8 233L6 234L7 231L6 232L4 231L5 233H3ZM23 230H25V229H23ZM30 230L28 228L25 231L27 232ZM237 230H238V228H237ZM247 230H248V228H247ZM251 230L249 228V231H251ZM178 231H179V235H178ZM232 231H233V228H232ZM254 231L249 232V235L251 234L253 239H251L252 238L251 237L250 239L248 238V240H251V242H252V240L253 241L255 240L254 242L257 241V245L260 247L262 244H264V223H263V226L261 227V231H258L256 233ZM47 232H46V234H47ZM74 232H75L77 237L74 235ZM76 232H79L78 235ZM163 232L167 233V235L169 236L167 238V240L169 239L167 244L164 243L165 238H164ZM244 232L246 233V231H244ZM161 233H163V234H161ZM186 233H187V235L191 234V236H193L195 234H200L202 236H200V235L194 236L195 238L200 236L198 239L194 240V241L197 240V242H195L196 244L194 242L193 243L191 242V240L194 239L193 237L191 238V240L188 239L189 241L188 240L187 241L189 242V245L187 246L188 242L186 241L185 245L183 242H185V239L187 237L190 238L191 236L190 237L187 236ZM215 233H214V235L218 237V235ZM226 233H227V231H226ZM46 234H45V236H46ZM184 234L186 235V238H184L185 237ZM204 234H207L208 237L204 236ZM232 234L233 233H231V236H232ZM28 235H29V233H28ZM167 235L165 234L166 237H167ZM209 235L211 238L207 239V238H209ZM237 235H238V233H237ZM241 235H242V232H241ZM249 235L247 233V237H249ZM173 236L174 237L178 236V238L175 239ZM182 236L184 239H182ZM114 237H115V239H114ZM179 237L181 238V240L179 239ZM217 237L215 240L212 239L214 241V244H215V241L217 242V240L219 238V237L218 238ZM226 237H227V235H226ZM245 237H246V235H245ZM172 239L173 240L175 239L176 242H175V240H174V242L177 244H174ZM203 239H201V240H203ZM178 240H180V242ZM182 240H184V241L182 242ZM226 240H227V238H226ZM99 241H96V243H99ZM213 241H211L210 243L212 244ZM91 242H90V244H91ZM118 242H116V243L118 244ZM208 242H206V243H208ZM87 243H85V244H87ZM178 243H179V246H180V243H182L183 245L181 247H179ZM248 243H249V241H248ZM147 244H149V243H147ZM204 244H205V242H204ZM251 244L254 245L256 243H251ZM197 245L194 246L195 251L199 250ZM208 245H210V244H208ZM214 246L212 245L211 247L216 248V244ZM262 246H264V245H262ZM167 247H168V245H167ZM254 247H255V245H254ZM259 247L258 248L256 247V248L259 249ZM82 248L84 249V246ZM180 251H178V252H180ZM191 252H193V251H191ZM177 262H175V264ZM170 264H173V263H170ZM179 264H184V262L183 263L181 262ZM198 264H200V263H198Z\"/></svg>", "mask_w": 264, "mask_h": 264}, {"label": "crops", "instance_id": "crops-1", "mask_svg": "<svg viewBox=\"0 0 264 264\" xmlns=\"http://www.w3.org/2000/svg\"><path fill=\"white\" fill-rule=\"evenodd\" d=\"M111 121L80 118L35 102L0 95V133L3 137L59 141L80 148L94 145L102 131H112Z\"/></svg>", "mask_w": 264, "mask_h": 264}, {"label": "built area", "instance_id": "built-area-1", "mask_svg": "<svg viewBox=\"0 0 264 264\" xmlns=\"http://www.w3.org/2000/svg\"><path fill=\"white\" fill-rule=\"evenodd\" d=\"M123 64L119 65H112L103 64L98 66L94 71L87 72V73H77V71H72L69 66L65 68V76H85L89 78L99 79L104 81L105 84L110 85V81L112 80H121L123 85H128L130 79L125 76V73L122 71ZM75 72V73H72ZM69 73V75H68ZM71 73V74H70ZM139 77L138 81L140 84H151V79L148 77L150 74L140 70L138 72ZM66 85V84H65ZM57 86V85H56ZM67 89H71L68 85ZM111 86V85H110ZM60 88V87H59ZM5 92L0 93V95L4 94ZM62 111V110H61ZM64 111V110H63ZM3 136L0 133V139ZM158 140L159 142L166 141L163 135L158 132L154 131L150 128H138L137 124L132 121L122 122L121 124H113L112 131H102L100 134L99 140L97 142V147L102 150L108 149L113 150L115 147L120 143L122 146V151L125 154H133V153H146V155H151L154 150V141ZM146 141L147 145L150 144V149H143L141 147L142 142ZM94 149V148H93Z\"/></svg>", "mask_w": 264, "mask_h": 264}]
</instances>
